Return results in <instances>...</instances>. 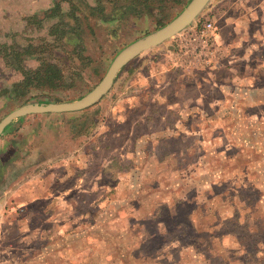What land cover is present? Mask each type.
I'll list each match as a JSON object with an SVG mask.
<instances>
[{
  "label": "rangeland",
  "instance_id": "374dc122",
  "mask_svg": "<svg viewBox=\"0 0 264 264\" xmlns=\"http://www.w3.org/2000/svg\"><path fill=\"white\" fill-rule=\"evenodd\" d=\"M233 1L210 0L190 25L209 17L228 28ZM165 2L159 18L89 21L79 54L74 41L49 53L66 86L3 100L0 120L31 101L82 97L119 50L189 0ZM251 41L263 43L246 56L257 65L254 104L224 95L226 71L173 66L170 37L123 66L94 104L11 120L0 134V264H264V34Z\"/></svg>",
  "mask_w": 264,
  "mask_h": 264
},
{
  "label": "crops",
  "instance_id": "0c3cea01",
  "mask_svg": "<svg viewBox=\"0 0 264 264\" xmlns=\"http://www.w3.org/2000/svg\"><path fill=\"white\" fill-rule=\"evenodd\" d=\"M53 1L54 0H0V102L7 99L8 94L4 95V93L22 78L21 73L15 66L11 67L8 65V63L12 61L14 63L15 60L4 57L3 55H6L4 51H8L9 48L14 46L22 47L27 43L39 41L42 36L46 34V30L41 29V31H39L34 22L35 18H41L44 11L49 10L53 6ZM88 1L91 5L94 4L93 0ZM232 3L235 5V13L224 20L225 27L228 26V28L222 30L221 26L217 25L218 30L216 39L218 44L221 45L222 56L216 64L208 66L207 68L215 67L216 70L226 71L225 77L219 79L221 85L220 90L224 92V95H232L235 98L241 96L247 103L252 102L254 104L256 98L260 100V97L256 96V93L254 96L250 95L249 90L253 88L249 85L255 82L257 74L254 71L251 73L249 70H253L257 65L251 62L246 56L249 57L247 54L249 51H253L263 45V43L259 41L256 43L250 42V40L257 35L262 36L264 34V0L258 2L257 5H247L243 0H239L238 2L234 0ZM61 7L62 11H67L69 9V4L62 2ZM254 13L256 17L251 18V15H254ZM136 14H138L136 16H141L145 15V12H138ZM257 19L261 20L257 22ZM255 22L257 25L251 30V25L256 24ZM42 24L43 27H46L47 22H42ZM245 43L246 45L243 48ZM240 46H242L243 49H241L239 54H236L235 50L239 49ZM253 46L256 48H253ZM22 59L26 61H35L34 56L30 55L24 56ZM15 65L19 66L17 63ZM19 67L21 68L22 66ZM13 70L17 71L20 76L14 80L8 79L5 75L7 73L10 74ZM243 84H248V86L244 87ZM229 86L231 87L229 88ZM228 88L230 90L226 92ZM236 111L233 110L231 112L233 115L239 113V109ZM1 143H4V141L2 142L0 139V144ZM4 192V189L0 187V196Z\"/></svg>",
  "mask_w": 264,
  "mask_h": 264
},
{
  "label": "trees",
  "instance_id": "16d2710c",
  "mask_svg": "<svg viewBox=\"0 0 264 264\" xmlns=\"http://www.w3.org/2000/svg\"><path fill=\"white\" fill-rule=\"evenodd\" d=\"M62 2L69 4L67 11H62ZM93 2L94 4L91 5L88 0H54L53 6L44 11L41 18L34 17L36 28L39 31L45 29L46 34L39 41L27 43L22 47H11L8 51H4L6 55H2L10 59L18 55L23 57L30 55L39 63L32 69L20 68L15 65V61L8 63L9 66H15L19 70L22 78L4 93V95L8 94L7 98L29 99L33 90L52 91L64 88L66 78L63 70L51 59L53 57L49 53L56 45L65 44V41H74L72 52L79 54L77 41L84 29L90 30L89 21L92 19L105 23L122 19L131 12H145L159 18V13L166 4L165 0H93ZM42 22H47L46 27H43ZM162 25L164 24H160V27Z\"/></svg>",
  "mask_w": 264,
  "mask_h": 264
},
{
  "label": "water",
  "instance_id": "95a60500",
  "mask_svg": "<svg viewBox=\"0 0 264 264\" xmlns=\"http://www.w3.org/2000/svg\"><path fill=\"white\" fill-rule=\"evenodd\" d=\"M209 1L210 0H189L183 9L163 26L124 46L113 57L100 81L82 97L64 102L31 101L13 109L0 120V134L4 127L17 117L35 113L76 111L94 104L109 90L116 74L123 66L143 51L163 43L190 25Z\"/></svg>",
  "mask_w": 264,
  "mask_h": 264
},
{
  "label": "built area",
  "instance_id": "2783aa9c",
  "mask_svg": "<svg viewBox=\"0 0 264 264\" xmlns=\"http://www.w3.org/2000/svg\"><path fill=\"white\" fill-rule=\"evenodd\" d=\"M218 26L211 18H202L173 36V66L182 70L206 68L219 61L221 45L216 39Z\"/></svg>",
  "mask_w": 264,
  "mask_h": 264
}]
</instances>
